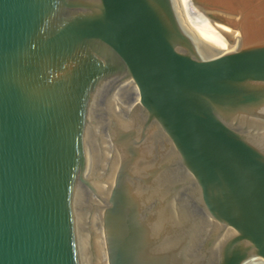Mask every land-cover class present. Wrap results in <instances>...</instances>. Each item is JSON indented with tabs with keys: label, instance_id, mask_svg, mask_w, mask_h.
<instances>
[{
	"label": "water",
	"instance_id": "1",
	"mask_svg": "<svg viewBox=\"0 0 264 264\" xmlns=\"http://www.w3.org/2000/svg\"><path fill=\"white\" fill-rule=\"evenodd\" d=\"M0 264H264V0H0Z\"/></svg>",
	"mask_w": 264,
	"mask_h": 264
}]
</instances>
